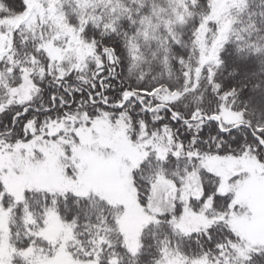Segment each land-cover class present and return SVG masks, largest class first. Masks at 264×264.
<instances>
[{
  "label": "snow or ice",
  "instance_id": "obj_1",
  "mask_svg": "<svg viewBox=\"0 0 264 264\" xmlns=\"http://www.w3.org/2000/svg\"><path fill=\"white\" fill-rule=\"evenodd\" d=\"M0 264H264V0H0Z\"/></svg>",
  "mask_w": 264,
  "mask_h": 264
}]
</instances>
